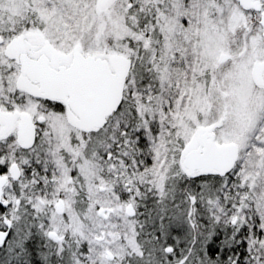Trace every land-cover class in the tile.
Here are the masks:
<instances>
[{
    "label": "snow or ice",
    "instance_id": "1",
    "mask_svg": "<svg viewBox=\"0 0 264 264\" xmlns=\"http://www.w3.org/2000/svg\"><path fill=\"white\" fill-rule=\"evenodd\" d=\"M0 264H264V0H0Z\"/></svg>",
    "mask_w": 264,
    "mask_h": 264
}]
</instances>
